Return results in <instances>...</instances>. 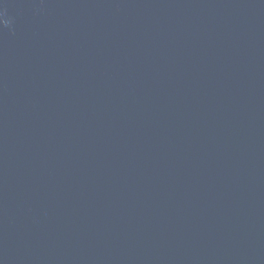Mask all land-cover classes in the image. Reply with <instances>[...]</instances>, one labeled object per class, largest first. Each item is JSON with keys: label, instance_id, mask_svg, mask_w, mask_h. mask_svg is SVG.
<instances>
[{"label": "clouds", "instance_id": "clouds-1", "mask_svg": "<svg viewBox=\"0 0 264 264\" xmlns=\"http://www.w3.org/2000/svg\"><path fill=\"white\" fill-rule=\"evenodd\" d=\"M0 23H3L5 25H9L11 23V21L3 19V13L0 12Z\"/></svg>", "mask_w": 264, "mask_h": 264}]
</instances>
